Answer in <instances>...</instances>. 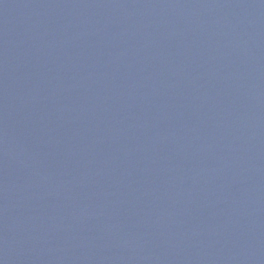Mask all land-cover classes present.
Here are the masks:
<instances>
[{"label": "water", "instance_id": "1", "mask_svg": "<svg viewBox=\"0 0 264 264\" xmlns=\"http://www.w3.org/2000/svg\"><path fill=\"white\" fill-rule=\"evenodd\" d=\"M0 264H264V0H0Z\"/></svg>", "mask_w": 264, "mask_h": 264}]
</instances>
